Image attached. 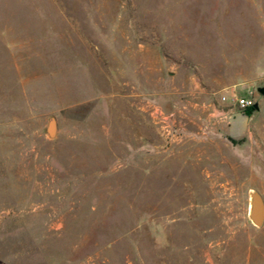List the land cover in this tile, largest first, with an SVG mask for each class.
I'll return each mask as SVG.
<instances>
[{
    "label": "rangeland",
    "instance_id": "1",
    "mask_svg": "<svg viewBox=\"0 0 264 264\" xmlns=\"http://www.w3.org/2000/svg\"><path fill=\"white\" fill-rule=\"evenodd\" d=\"M259 88L264 0H0V264H264Z\"/></svg>",
    "mask_w": 264,
    "mask_h": 264
},
{
    "label": "built area",
    "instance_id": "2",
    "mask_svg": "<svg viewBox=\"0 0 264 264\" xmlns=\"http://www.w3.org/2000/svg\"><path fill=\"white\" fill-rule=\"evenodd\" d=\"M221 100L223 103L232 105V107L226 111H219V115L224 117L231 115L234 109L245 110L250 106V101L244 96H235L232 99L223 96ZM150 116L163 135H166L167 137H175V134L178 131L177 128L180 124L175 111H165L160 107L154 106L151 108Z\"/></svg>",
    "mask_w": 264,
    "mask_h": 264
},
{
    "label": "water",
    "instance_id": "3",
    "mask_svg": "<svg viewBox=\"0 0 264 264\" xmlns=\"http://www.w3.org/2000/svg\"><path fill=\"white\" fill-rule=\"evenodd\" d=\"M258 91L264 96V88H259ZM47 134L51 139L56 137V122L54 118L50 120ZM249 219L257 228H262L264 226V199L257 191H252L250 193Z\"/></svg>",
    "mask_w": 264,
    "mask_h": 264
},
{
    "label": "trees",
    "instance_id": "4",
    "mask_svg": "<svg viewBox=\"0 0 264 264\" xmlns=\"http://www.w3.org/2000/svg\"><path fill=\"white\" fill-rule=\"evenodd\" d=\"M254 111V107H249L245 110V114L247 116H251L252 112Z\"/></svg>",
    "mask_w": 264,
    "mask_h": 264
}]
</instances>
